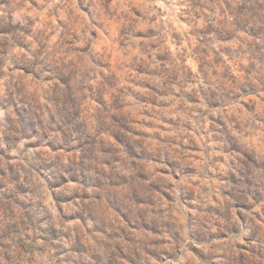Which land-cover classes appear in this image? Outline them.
<instances>
[{"label": "rangeland", "instance_id": "1", "mask_svg": "<svg viewBox=\"0 0 264 264\" xmlns=\"http://www.w3.org/2000/svg\"><path fill=\"white\" fill-rule=\"evenodd\" d=\"M9 88V264H260L264 0H0Z\"/></svg>", "mask_w": 264, "mask_h": 264}, {"label": "clouds", "instance_id": "2", "mask_svg": "<svg viewBox=\"0 0 264 264\" xmlns=\"http://www.w3.org/2000/svg\"><path fill=\"white\" fill-rule=\"evenodd\" d=\"M0 95H2L4 97V99L9 103V105H11L14 102H17V98H18V94L16 93L15 89L9 88V92L8 93H3L0 92ZM48 114L46 113L45 116H47ZM57 118L60 120H64L65 116L63 114H59L57 113ZM48 131V129H39L37 132V138L42 136V133ZM207 131V130H206ZM217 135H223L226 136L227 133L224 132V130L221 128L217 133ZM24 141L21 140L19 147H23L24 146ZM0 147H3L2 144H0ZM205 147H209V145H205ZM28 151L34 152V149H29ZM15 154V152L13 153ZM216 153L215 152H211L209 153V158H211L212 156H215ZM85 163H87V161H85ZM245 163L247 164L248 162L245 161ZM261 168L264 169V162H260ZM249 167H255L254 165L249 164ZM78 170H79V166H77ZM210 171L212 170H218V168H216L215 166L212 169H209ZM264 207V202L261 203V205L257 206L256 208L253 209V211H260V208ZM237 226L240 227L241 229V236L236 237V239L240 242V243H244V240L242 239V236L246 235V233H244L243 231V226L239 225V223L237 222ZM262 236H264V232L261 233ZM11 241H4L2 243H0V264H9V255H11V257L13 258V260L16 257V253L18 251L17 247L13 244L11 248H6L5 245L6 244H10ZM30 243V241L28 242ZM192 244L191 241L185 240L183 245L181 246V257L180 260L181 262L187 261L190 259V245ZM254 247L256 248V251L260 254V257H262V259H260V264H264V240L261 241L260 244H256L254 245ZM27 260V257H25V261ZM167 264V262H166ZM247 264V262H246Z\"/></svg>", "mask_w": 264, "mask_h": 264}]
</instances>
